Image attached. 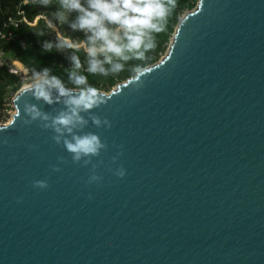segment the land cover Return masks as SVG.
<instances>
[{"label": "water", "instance_id": "water-1", "mask_svg": "<svg viewBox=\"0 0 264 264\" xmlns=\"http://www.w3.org/2000/svg\"><path fill=\"white\" fill-rule=\"evenodd\" d=\"M146 67L99 89L109 99L94 111L112 127L89 129L108 144L92 184L91 165L25 125L13 99L0 123V264H264V0H198Z\"/></svg>", "mask_w": 264, "mask_h": 264}, {"label": "clouds", "instance_id": "clouds-1", "mask_svg": "<svg viewBox=\"0 0 264 264\" xmlns=\"http://www.w3.org/2000/svg\"><path fill=\"white\" fill-rule=\"evenodd\" d=\"M38 2L47 6L53 0ZM58 6L57 20L61 24L69 22L73 30L83 31L86 36L83 41H74L57 32V42L44 45L47 50H74L69 57L72 68L68 83L48 68L33 71L13 99L18 105L17 116L23 113L25 125L38 122L42 129L53 133L52 139L70 154L73 163L91 165L87 183L92 184L103 179L93 159L100 157L108 144L100 132L89 129H110L112 122L94 111L108 103L109 98L89 82L88 76L107 78L127 71L131 82H139L147 71V54L157 46L155 34L164 29L174 4L173 0H58ZM73 12L76 17L69 21ZM47 23L55 29L51 21ZM81 49L86 56L83 64L77 54ZM25 94L49 105L62 103L63 108L55 115L43 111L38 104L25 103L21 109L18 102ZM0 142L7 144L8 140L3 138ZM122 154L121 151L113 156V163ZM58 160L66 163L67 157L59 156ZM52 170L59 172L61 167L52 165ZM113 172L121 178L126 175L123 165ZM33 186L46 189L49 185L46 179H36Z\"/></svg>", "mask_w": 264, "mask_h": 264}, {"label": "trees", "instance_id": "trees-1", "mask_svg": "<svg viewBox=\"0 0 264 264\" xmlns=\"http://www.w3.org/2000/svg\"><path fill=\"white\" fill-rule=\"evenodd\" d=\"M198 0H173L174 6L171 8L169 15L165 21L164 29L155 34L157 46L154 50L147 54L145 61L146 66L158 61L162 54L168 48L176 25L180 20V15L186 9H193ZM24 10L29 22H21L18 27H14L15 37L12 39H4L2 41L3 50L6 56L15 61V64L28 68L31 73L33 71H40L44 68L51 70V73L57 75L66 83H68V73L72 68V62L69 59L73 53V49L64 50H47L44 45L46 42H57L56 30L48 27L47 19L37 17L41 13L49 16V21L57 24L64 36L71 37L74 41H83L86 39L83 31L73 30L69 22L61 24L55 13L58 11V0H53L47 6L39 2L29 1L24 3V0H1L2 13L0 14V29L3 27V22L10 15H16L17 9ZM76 13L69 15V21L74 20ZM36 22V23H35ZM79 58L83 64L86 59L83 49L78 53ZM130 75L127 71L118 76H110L107 78L89 75L88 79L98 89H112L117 83L126 80ZM23 82L20 76L11 72L7 66L0 67V119L3 117L1 110L5 108L6 100L12 98ZM69 86H71L69 84Z\"/></svg>", "mask_w": 264, "mask_h": 264}, {"label": "built area", "instance_id": "built-area-1", "mask_svg": "<svg viewBox=\"0 0 264 264\" xmlns=\"http://www.w3.org/2000/svg\"><path fill=\"white\" fill-rule=\"evenodd\" d=\"M29 1H33V2H38V0H24V3H27ZM2 13V8H1V0H0V14ZM17 14L16 15H10L8 16L7 19L4 20L3 22V27L0 29V67L3 66H7L8 69L13 72L16 73L18 72L15 68H14V63L15 61H11L5 54L4 50H3V46H2V41L4 39H12L15 37V32H14V27H18L20 25L21 22L25 21L28 23H32L29 22L26 15L24 14V10L21 9L20 7L17 9ZM43 17L46 19V15L45 13H41L39 16ZM37 17V19H38ZM48 20V19H47ZM57 26V25H56ZM56 30V29H55ZM56 38H57V31H56ZM17 74V73H16ZM5 108H3L1 110L2 114L3 112H8V114H10L12 116V112L13 110H11L10 108L14 107L13 104V97L6 100V103L4 104ZM15 108V107H14Z\"/></svg>", "mask_w": 264, "mask_h": 264}, {"label": "rangeland", "instance_id": "rangeland-1", "mask_svg": "<svg viewBox=\"0 0 264 264\" xmlns=\"http://www.w3.org/2000/svg\"><path fill=\"white\" fill-rule=\"evenodd\" d=\"M188 10H190V9H186L185 12L182 13V14L180 15V18H181V17H182V16H183ZM45 15H46V14H45ZM46 19H48V21H49V16H48V15H46ZM35 23H36V22H35ZM54 25H55V29H56V31L62 34L60 27H59L57 24H54ZM56 25H57V26H56ZM62 35H63V34H62ZM167 46H169V43H168ZM167 49H168V48H167ZM167 49H166V51H167ZM166 51L162 54V56L166 53ZM162 56H161V57H162ZM16 73L20 76V78H21V80H22L23 83L26 82V81L31 77V75H32L31 72H29L28 74H26V76H23L22 74H20L19 71L16 72ZM113 88H114V87H113ZM100 90H103V91H105V92H109V91H111L112 89H110V90H108V89H100ZM10 109L13 110L12 113L15 112V108H14V107H13V108H10ZM11 118H12V116H11L10 114H8V112H3V117L0 119V123L8 122Z\"/></svg>", "mask_w": 264, "mask_h": 264}, {"label": "bare ground", "instance_id": "bare-ground-1", "mask_svg": "<svg viewBox=\"0 0 264 264\" xmlns=\"http://www.w3.org/2000/svg\"><path fill=\"white\" fill-rule=\"evenodd\" d=\"M14 68L20 72V74H22L23 76H26V74L29 73V70L27 68H25L24 66L21 65H17L14 63ZM15 113V112H14ZM12 113V114H14Z\"/></svg>", "mask_w": 264, "mask_h": 264}]
</instances>
